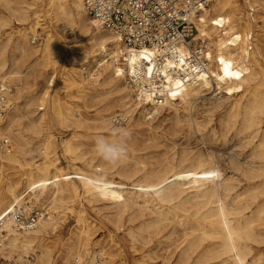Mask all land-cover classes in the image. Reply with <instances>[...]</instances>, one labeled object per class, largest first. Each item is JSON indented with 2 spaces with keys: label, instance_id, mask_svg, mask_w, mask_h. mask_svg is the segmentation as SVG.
I'll return each instance as SVG.
<instances>
[{
  "label": "bare ground",
  "instance_id": "obj_1",
  "mask_svg": "<svg viewBox=\"0 0 264 264\" xmlns=\"http://www.w3.org/2000/svg\"><path fill=\"white\" fill-rule=\"evenodd\" d=\"M1 2L8 13H0V77L9 82L12 80L15 89L7 119L0 126V140L3 135L11 138L16 151L7 154L0 147V158L8 168H14L24 165L28 156L38 148L45 152V156L52 153L50 137L49 142L36 148L31 145V140L44 134L47 122V113L35 109L37 103H48L52 119L62 123L72 117L78 123H82V119L77 118L74 108L62 101L59 94L49 93L57 82V74L46 76L45 72L52 59L57 62L61 57L57 37L48 29L40 46L30 43L29 34L37 32L43 16L42 10L36 6L38 0ZM48 5L56 22L68 28L69 40L76 43L74 53L68 54L66 71L62 74L63 88L71 97L81 99L88 108L102 105L94 119L98 123L95 128L100 133L112 130L114 116L109 114L115 107L121 109L120 114L132 117L141 106L137 122L144 124L143 117H156L154 114L148 117L153 109L162 113L165 108L173 107L178 113L182 103L188 113V108L209 93L214 92L215 97L223 94L232 100L253 86L247 102L234 98L231 104L236 115L243 114V126L251 131L250 137L256 139L251 159L246 166L240 167L247 187L234 193L236 178L226 176L215 160H204L203 153L189 155L187 152L184 156L190 157V163L174 166L166 172L144 171L142 179L130 184L109 177V173L131 177L139 170L128 169L126 165L117 168L101 161L91 170L74 164L73 171L57 167L53 172L51 167L59 161L56 158L39 163L36 170L31 168L23 191L21 180H8L4 191L0 188V216L23 204L29 193L37 198L46 195L52 203L64 201L67 194H84L91 202L112 201L118 207L119 217L138 208L139 212L132 221L153 214L154 217L128 229L134 238H143L146 232L158 230L166 223L172 224L173 231L181 230L184 235L182 245L178 246L180 249L172 264H264V69L259 59L264 36L261 32L264 31L263 25L259 22H264V0H253L250 14L243 12L240 0H216L203 11L196 21V38L207 43L211 67L199 75L194 85L185 86L178 80L173 82L167 104L154 108L151 96L135 94L136 98H132L133 90L123 84L126 67H132L142 52L128 49L115 35L102 28L95 18L89 16L83 0H49ZM256 10L260 14L263 12L262 19H256ZM13 20L22 26L16 32L8 31ZM255 36L258 38L254 39ZM82 64L96 68L97 75L85 78L80 68ZM177 117L178 122L182 121L179 114ZM74 137L67 140V153L79 149ZM2 166L0 161V168ZM3 199H6L4 203ZM46 208V214L32 230L18 231L10 217L6 219L8 237L3 256L12 258L16 254L20 264L54 263V250L45 243V238L57 229L58 218L51 207L46 205ZM78 222H85L82 210ZM91 243L87 230L82 228L75 240L65 247L62 264H82L87 258L93 259L98 245ZM100 253L106 257L101 264L113 263L108 249H101Z\"/></svg>",
  "mask_w": 264,
  "mask_h": 264
},
{
  "label": "rangeland",
  "instance_id": "obj_2",
  "mask_svg": "<svg viewBox=\"0 0 264 264\" xmlns=\"http://www.w3.org/2000/svg\"><path fill=\"white\" fill-rule=\"evenodd\" d=\"M252 1L240 0V7L244 13L250 14ZM48 4L49 0H38L36 4L37 9L42 10L43 16L41 25L37 28L38 33L29 34L30 43L32 46H40L46 37V30L48 29L59 40L62 49L61 57L57 62L52 59L48 70L45 72L46 76L57 74V82L49 93L50 95L59 94L62 101L74 108L77 118H81L82 123H78L75 117L65 123L52 119L49 104L37 103L35 109L39 113H47V122L44 134L31 140V145L36 148L45 142H49L47 139L50 137V150L52 153L49 156H45V152L38 148L28 156V160L24 165L14 168H8V166L4 165L6 163L1 157L0 161H2L3 166L0 168V188L2 191H4L5 183L8 180H21V190L23 191L27 186L28 173L31 168L36 170L39 163L43 164L45 161H51L56 158L59 161L51 167L53 172L57 167H62L64 171H73L74 164H78L85 170L94 169L95 164L105 161L95 150L96 137L115 138L111 130L100 133V130L95 128L98 123L94 119L98 110L102 108L101 104L88 108L81 99L71 97L70 92L63 88L61 82L62 74L66 71L65 66L68 63V54L74 53L76 43L73 40H69L66 32L68 28L60 26L56 22ZM0 13H8L1 0ZM261 14L260 12L257 13V10L254 12L257 20L262 19ZM259 23L264 28V22L260 21ZM20 27L22 26L17 24L16 20H13L12 27L8 31L16 32ZM26 29L30 31L29 27H26ZM261 32L264 34L263 30ZM34 34L40 37L38 43H33L32 41ZM255 38L258 37L255 36ZM261 39L263 48L259 59L262 69H264V36ZM254 46L256 47V45ZM54 56L51 55V57ZM10 83L13 85L12 80H10ZM123 84H126L125 79H123ZM252 89L253 86H250L248 88L249 91L240 93L234 98H242V102H247ZM258 89L261 90L262 87ZM75 93L77 92L75 91ZM212 93L199 99L191 109L188 108V113L185 111V106L180 103L178 113L173 107H167L162 113H158L152 119H146L143 117L145 114H143L144 124H138V117L142 111L141 106H138V109L126 124L120 125L113 122L114 126L126 128L131 132V136L126 143L128 155L127 158L116 164L105 162L109 166H116L117 168L126 165L128 169H136L139 172L131 177L120 176L116 172H111L109 177H114L130 184L134 180L142 179L144 171L166 172L170 171L174 166L186 165L190 163L191 159H189L190 157H185V153L189 152V155H191L196 152L203 153V158L207 162L215 160L226 176H234L236 178L234 193L244 191L247 184L242 180L240 167L246 166V162L251 159L256 139L250 137L251 131L243 126V114L236 115L235 110H232L231 104L234 98L232 100L227 99V96L223 94L215 97V93ZM131 96L136 98L134 91ZM41 107H44V109H40ZM117 113H121V109L115 107L109 116H115ZM178 114L182 118L180 122L177 121ZM72 136H75L74 140L79 145V149L76 152L67 153L66 143ZM15 151L16 149L14 148ZM25 199L33 200L44 208H46V205L51 207L54 210V215L58 218L57 229L45 238V243L54 250L55 261L53 264H62L61 258L65 247L75 240L84 227L91 237V244L98 245V249L94 253L99 254L101 249H108L114 259L112 264H172L180 249L178 246L182 245L181 241L184 235L181 230L173 231L171 223L161 225L158 230L152 229L146 232L143 238L130 236L128 230L130 227H137L145 219L154 217L153 214H146L143 218L132 221V218H135V215L139 212L138 208L131 209L123 217H119L117 214L118 207L111 203L112 201L98 200L91 202L86 199L84 194L78 196L67 194L64 196V201L56 203L47 200L46 195L37 198L32 193L27 194ZM5 201L6 199H3L2 203ZM80 210H82L85 218L83 223L78 222ZM262 248L264 249V246ZM3 257L4 264H20L16 254L12 258ZM102 258V260L106 259L104 255H102Z\"/></svg>",
  "mask_w": 264,
  "mask_h": 264
},
{
  "label": "built area",
  "instance_id": "obj_3",
  "mask_svg": "<svg viewBox=\"0 0 264 264\" xmlns=\"http://www.w3.org/2000/svg\"><path fill=\"white\" fill-rule=\"evenodd\" d=\"M215 1L83 0L88 14L102 28L115 35L128 49L143 53L132 67H126L124 79L137 96H151L153 108L167 104L173 82L178 80L185 86L194 85L199 75L211 67L207 43L196 38V21ZM39 40V36L32 38L33 43ZM81 71L85 78L96 76L98 72L90 64H82ZM13 91L14 86L0 77V126L5 123L11 109ZM151 114L156 116L158 113L153 109L148 117ZM130 118V115L117 113L113 121L122 125ZM0 147L7 154L13 153L15 148L7 136L1 138ZM46 212V208L26 199L10 213L0 216V264H4L2 251L8 237L6 219L10 217L18 231L32 230ZM102 259L99 253L93 259L83 260L82 264H101Z\"/></svg>",
  "mask_w": 264,
  "mask_h": 264
},
{
  "label": "clouds",
  "instance_id": "obj_4",
  "mask_svg": "<svg viewBox=\"0 0 264 264\" xmlns=\"http://www.w3.org/2000/svg\"><path fill=\"white\" fill-rule=\"evenodd\" d=\"M111 131L115 137L114 139L104 136L96 137L95 150L105 161L110 164H116L127 158L126 143L131 136V132L126 128L117 126H114Z\"/></svg>",
  "mask_w": 264,
  "mask_h": 264
}]
</instances>
